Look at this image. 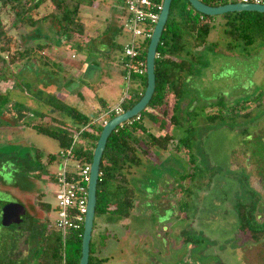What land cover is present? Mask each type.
Here are the masks:
<instances>
[{
  "label": "rangeland",
  "instance_id": "rangeland-1",
  "mask_svg": "<svg viewBox=\"0 0 264 264\" xmlns=\"http://www.w3.org/2000/svg\"><path fill=\"white\" fill-rule=\"evenodd\" d=\"M119 4L116 0H93L91 6L82 5L84 34L63 42L49 22H42L41 38L47 36L52 41L42 52L49 65L43 60L27 65L20 59L0 64V93L8 94L0 110L3 264L9 257L8 261L33 260L39 217L51 223L55 215L57 186L50 176L58 167L48 164L46 158L57 152L58 144L26 122L37 121L36 112L40 111L45 114L44 121L56 117L67 125L72 123L60 111L49 114L51 108L44 99L50 94L98 116L137 88L140 76L127 83L119 64L122 47L130 37L128 31L104 33L109 24H122ZM52 9L43 5L38 16ZM1 18L14 38L13 50L30 40L36 42L27 39L23 43L13 26L12 13L3 10ZM23 32L29 35L32 31L26 27ZM209 40H217L219 45L198 49L204 64L186 79L188 99L180 112L184 117L188 108L187 113L192 114L193 158L189 161L186 153H176L172 146L173 151L160 150L134 167V212L128 218L111 213H98L94 218L90 250L96 260L102 259L101 264H264V238L255 242L239 232L235 211L238 200H249L248 187L244 186L250 183L260 193L258 214L264 220V111L255 112L250 120L209 122L205 118L208 105L220 95L233 101L255 95L260 89L264 92V48L249 55L241 49L228 51L217 30L211 31ZM111 41L120 48L109 46ZM2 56L6 59V54ZM141 112L145 124L159 133L158 124L152 125L146 110ZM164 127L170 133L183 134L182 127L176 129L168 123ZM36 148L40 149L38 159L34 157ZM17 202L25 208L21 222L4 224L6 205ZM40 203H49L52 210H44Z\"/></svg>",
  "mask_w": 264,
  "mask_h": 264
},
{
  "label": "trees",
  "instance_id": "trees-1",
  "mask_svg": "<svg viewBox=\"0 0 264 264\" xmlns=\"http://www.w3.org/2000/svg\"><path fill=\"white\" fill-rule=\"evenodd\" d=\"M116 1L123 5V0ZM162 1L154 0L156 4H161ZM202 1L210 6L235 3L232 0ZM92 3L93 0H0V64L5 62L13 64L20 59L27 65L32 64V61L42 60L44 64L49 65L42 52L51 47L52 41L46 38L47 36L41 38V23L49 22L56 29L58 40L61 42L82 36L85 31V24L81 16L82 5L91 6ZM46 4L51 5L53 9L38 16V9ZM3 10L12 13L13 26L22 36L23 43H27L29 39L36 42L30 40L31 43L29 41L28 44L13 50L14 38L2 21L1 12ZM122 11L125 13V6ZM26 27L31 28L32 32L29 35L23 32ZM121 30L122 24L116 22L114 26L109 24L104 33L113 31L116 35ZM213 30L222 34L225 48L228 51L241 49L242 53L249 55L257 48H264V13L232 11L210 16L195 10L187 0H172L156 50L158 57L155 58L154 65L155 89L144 109L152 110V112H147L152 125L158 124L159 131L164 130L165 132L163 134L155 133L152 126L145 124L143 113L140 112L138 119L133 117L132 120H134L131 123L124 122L109 134L99 164L100 175L96 187L95 216L98 213H111L116 218H128L134 212L137 195L136 188L131 181V176L135 174L134 167H140L143 160H147L155 153L159 154L160 150L167 151L173 146L174 152L186 153L188 160H192L191 144L194 137V127L191 123L192 114L187 113L188 108L185 111L186 116L183 117L180 112L184 111L183 101L185 98L188 99L186 97L188 92L186 79L195 73L199 65L204 64L202 56L197 52L198 49L208 44L213 48L219 45L217 40H209V35ZM149 41L150 39H147L141 48L140 58L143 60H146ZM108 44L120 48V45L115 41ZM2 54H6L7 60ZM121 71L123 74L125 73L122 68ZM146 81V73L138 78L137 88L133 91L132 96L122 101L124 111L130 109L142 97ZM77 95L80 97L79 92ZM44 100L51 108L50 115L60 111L70 117L72 123L67 125L64 120L56 117L50 118V121H44L45 114L38 111L36 114L39 115V119L27 121L26 125L37 133L56 140L58 149L69 147L73 130L89 124L93 115L80 111L76 106L60 100L55 95L50 94ZM7 101L8 94L0 93V110ZM208 109L205 118L209 122L224 119L230 121L250 120L254 117L255 112L264 111V92L260 89L259 93L255 95L233 101H225V97L220 95L216 101L208 105ZM113 117L115 115L110 114L107 121ZM165 123L173 125L176 129L182 127L183 134L176 135L166 131ZM101 130L102 127H99L93 134L90 132L82 134V137L90 139V142L77 150V158L85 163H91ZM39 153L40 149L36 148L34 150L36 159L39 158ZM58 160L56 153H49L46 158L48 164L57 163ZM50 178L54 180L55 174L53 173ZM244 187H248L249 200L246 202L238 200L235 203L237 228L239 232L248 234L251 240L257 242L264 238V220H261L258 214L260 193L250 186V183ZM40 207L46 211L52 209L49 203H40ZM39 219L40 225L36 230L38 248L34 259L30 261L22 258L16 262V260H11L13 258L8 261L9 257L6 264H62L63 253L65 254V264H79L83 226L79 231H69L64 243L61 233L53 225V220L50 223L44 216H40ZM101 260H96L91 255L89 247L88 264H101ZM4 262L0 259V264Z\"/></svg>",
  "mask_w": 264,
  "mask_h": 264
},
{
  "label": "built area",
  "instance_id": "built-area-1",
  "mask_svg": "<svg viewBox=\"0 0 264 264\" xmlns=\"http://www.w3.org/2000/svg\"><path fill=\"white\" fill-rule=\"evenodd\" d=\"M232 1L235 3L264 4V0ZM124 6L125 16L122 21V29H126L130 37L122 47L119 64L125 72V80L129 83L133 75L142 76L146 73V61L140 58L141 48L152 35L162 3L156 4L154 0H124ZM156 57H158L157 52ZM131 96L132 94L124 95L114 106L107 108L98 116H92L89 124L75 128L72 132L73 137L70 146L64 149L59 148L56 152L59 160L56 163L58 168L54 172L57 191L55 193L56 204L53 225L61 233L64 243L69 231H79L82 228L87 211L91 163H85L77 158L76 152L79 148L85 147L90 139L83 138L82 134L84 132L95 133L99 127H103L107 122V117L110 114L116 116L123 113L122 101ZM134 117V119H138L139 115ZM132 118L125 122L131 123L134 120ZM62 264H65L64 253L62 254Z\"/></svg>",
  "mask_w": 264,
  "mask_h": 264
},
{
  "label": "water",
  "instance_id": "water-1",
  "mask_svg": "<svg viewBox=\"0 0 264 264\" xmlns=\"http://www.w3.org/2000/svg\"><path fill=\"white\" fill-rule=\"evenodd\" d=\"M172 0H163L158 20L154 26L152 35L150 37L149 45L146 52V77L147 83L142 97L130 109L123 113L116 115L107 121L99 134L96 146L93 151V157L90 168V179L88 182L87 194V211L84 218L83 233L81 240V256L79 264H88L89 247L93 229V222L95 217L96 205V187L99 177V164L103 150L106 145L109 134L118 126L123 124L130 118L139 115L140 112L147 107L152 94L155 89V58L156 50L160 41V37L169 14L170 3ZM190 5L198 12L210 16L220 15L232 11H257L264 13V4L256 3H227L217 6H210L200 0H187ZM92 116V115H91ZM25 213V208L20 203H9L3 216V223L8 225L10 223H19L22 220V215Z\"/></svg>",
  "mask_w": 264,
  "mask_h": 264
},
{
  "label": "crops",
  "instance_id": "crops-1",
  "mask_svg": "<svg viewBox=\"0 0 264 264\" xmlns=\"http://www.w3.org/2000/svg\"><path fill=\"white\" fill-rule=\"evenodd\" d=\"M123 5H124V0H123ZM123 5H119V11H120V15H121V17L123 18L124 16H125V13H122L123 11H122V9H123ZM57 97V96H56ZM58 98V97H57ZM146 112H152V110L151 109H147V111ZM165 131L164 130H162V131H159V133H157V134H163ZM152 157V156H151ZM148 159H150V157H148ZM134 175H137L136 174V172H135V174ZM136 208V207H135Z\"/></svg>",
  "mask_w": 264,
  "mask_h": 264
},
{
  "label": "flooded vegetation",
  "instance_id": "flooded-vegetation-1",
  "mask_svg": "<svg viewBox=\"0 0 264 264\" xmlns=\"http://www.w3.org/2000/svg\"><path fill=\"white\" fill-rule=\"evenodd\" d=\"M51 210H52V209H51ZM51 210H50V211H51ZM49 213H50V212H49Z\"/></svg>",
  "mask_w": 264,
  "mask_h": 264
}]
</instances>
